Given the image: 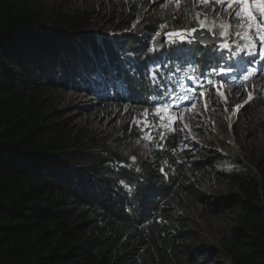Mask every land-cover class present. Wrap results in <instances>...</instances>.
<instances>
[{
  "label": "trees",
  "instance_id": "trees-1",
  "mask_svg": "<svg viewBox=\"0 0 264 264\" xmlns=\"http://www.w3.org/2000/svg\"><path fill=\"white\" fill-rule=\"evenodd\" d=\"M113 1L112 11L54 8L48 17L37 0H0V264H217L219 254L264 264V153L254 174L244 153L183 143L177 133L132 162L141 134L134 110L119 112L109 77L96 82L89 72L114 69L128 87L137 81L131 69L149 72V55L160 58L153 34L195 25L183 10L172 20L171 5L157 16L149 0ZM62 88L97 115L115 108L117 125L102 131L66 117ZM261 94L243 108L250 121ZM127 97L150 110L138 94ZM211 183L234 194L210 196ZM214 223L217 249L208 253L193 227Z\"/></svg>",
  "mask_w": 264,
  "mask_h": 264
},
{
  "label": "rangeland",
  "instance_id": "rangeland-1",
  "mask_svg": "<svg viewBox=\"0 0 264 264\" xmlns=\"http://www.w3.org/2000/svg\"><path fill=\"white\" fill-rule=\"evenodd\" d=\"M37 1L43 5L44 12L48 17L51 16L54 8L59 9L63 14L66 15L83 10L112 11L114 8L118 9L117 2L113 0ZM149 1L150 3L146 5L148 7L150 5L149 9L152 13L150 15H162L169 9H165L163 7V3L166 2V0ZM235 41V37H233L228 42L234 47ZM174 50L182 57H185V60L191 58L196 62L195 64H192L190 67H187L180 72H186L184 85L180 87V91L184 97L188 96L189 99L186 100L181 96L179 100L180 103L174 104V102H176L175 96L173 97V101L170 104L177 106L172 108V111L177 113L183 111L184 109L190 108L193 103L196 104V108L193 109L192 112L185 114L184 123L179 121L176 123V131L174 133H178L177 135L184 138L185 141L183 143H189L190 145L195 144L201 145L203 147H210V145L214 143L218 148L222 147L223 150L220 148L219 150L221 152L224 151L223 153L227 155H234L236 152H242L244 153L242 154V159L244 162H246V166L250 168V172L257 174V161L264 153V88H262L261 91H258L256 87H254V83L259 79L264 80V74L256 78L251 84H248L242 89L230 90L229 92L226 88V103L224 100H221L220 97L215 95V89L212 88L213 90L208 93V110L205 111L204 103L198 94L197 86L199 83L196 82L198 77L193 76L196 77L195 82H193L192 79H189V77L193 75L192 73L198 74L201 72V70H203L202 66L204 61L197 59L196 46H193L192 43L188 42H177L174 44L166 43L164 49L161 52H168L170 54L173 53ZM228 50L229 49L222 48L219 51H215L214 56L209 55L206 57L205 63H207V66L214 63L218 64L221 61V57H223ZM245 55L246 54L242 53L239 56ZM162 62L164 63L165 60L161 61L156 57H149V68L151 69V72L155 67L161 66L160 64H163ZM224 63L227 64V61L225 60ZM174 69H176V66ZM176 77L177 76L175 75V72H172L168 82L162 87H157L156 97L154 100L149 102L151 105L149 108L150 113L154 111L155 107L167 104L169 98L166 101H162V96L165 90H170L173 88ZM219 83L220 82H217L216 84ZM207 88L209 89V86H207ZM153 89L155 92L156 87ZM185 89H187V92H185ZM193 89L195 91H192ZM246 89L251 90L256 99L259 97V92L260 94L262 93L260 99L262 101V108H259V110L255 112L253 118L254 121H250V117H246V115L243 113V108L248 104H244V106L241 107L239 111H234L236 105L243 104V100L246 99ZM57 97L58 98L56 99V102L58 103V109H60V111H62L66 117H72L80 125H84L85 127L93 125L94 127H98L99 130L111 131L118 123L117 112L113 110L115 108L108 107L109 113L104 112V114L97 115L88 109L91 105V102L73 90L71 91L69 89L62 88L59 94H57ZM140 99L147 100L145 97H141ZM125 106H128L129 110H134L135 116L137 117H139V114L143 112L139 108H134L127 103L119 104V107H121L119 112L123 113ZM225 108H227V111ZM149 119H155V117L150 116ZM185 123L187 124V127H185ZM181 128L184 130L180 131ZM170 133H172V131L167 132L166 135ZM154 135H156V133H154ZM145 143V141H141L139 144H134L133 154L136 157V160L141 159L142 155L150 151L151 144H149L148 147H145ZM207 192L210 196L216 195L218 197H229L230 195L234 194V192L224 190L212 183L207 185ZM227 215V217H231L232 213L228 212ZM193 228L194 230H197L199 236L202 237L208 253H211V251L217 249L215 248L217 239L216 235L219 231V225L217 223H214L212 226H207L205 229H200L198 226ZM216 260L217 264H231L230 260L227 259L223 254L217 255Z\"/></svg>",
  "mask_w": 264,
  "mask_h": 264
},
{
  "label": "snow or ice",
  "instance_id": "snow-or-ice-1",
  "mask_svg": "<svg viewBox=\"0 0 264 264\" xmlns=\"http://www.w3.org/2000/svg\"><path fill=\"white\" fill-rule=\"evenodd\" d=\"M181 4L182 0H166L163 7L168 9L170 5L172 6V20L181 18L178 14L183 10V19L190 20L195 26L188 27L186 24H181L171 31L163 33L157 31L153 38L154 44L160 42L162 34L165 43L174 44L177 42L202 41V33L206 32L212 34L215 39L223 40L224 42L220 47L233 51L237 56L243 53L252 57L258 56L261 60H264V0H192L191 4L185 2L183 9H181ZM167 27L166 23L159 26L161 30ZM233 37L238 41L234 44V47L228 42ZM219 71L222 76L226 74L223 68ZM189 79H192L193 82L196 81V77H189ZM200 87H203V85H200ZM212 87L215 89V95L226 103V85L221 82L213 84ZM228 91L230 92V89ZM246 92L247 96L243 100V104L236 105L234 111H239L244 104H250L254 101L253 92L249 89H246ZM199 97L204 103L205 111H207L208 91H201ZM173 107L177 106L164 104L155 107L151 113L148 109H144L139 117L133 116L130 124L139 128L141 133L136 143L139 144L141 141H145L144 146L148 147L149 144L156 141H163L167 132L176 131L175 125L178 121L184 123L185 114L192 112L196 108V104L193 103L190 108L179 113L173 112ZM225 110L227 111V108ZM128 111V106H125L124 112L127 113ZM150 116L155 117V119H149ZM185 127H187L186 123ZM183 130V128L180 129V131ZM155 146L161 150L163 149L161 143H156ZM131 160L135 163L136 157H131Z\"/></svg>",
  "mask_w": 264,
  "mask_h": 264
},
{
  "label": "water",
  "instance_id": "water-1",
  "mask_svg": "<svg viewBox=\"0 0 264 264\" xmlns=\"http://www.w3.org/2000/svg\"><path fill=\"white\" fill-rule=\"evenodd\" d=\"M164 45H165L164 37H161L160 42L156 44V49L161 50V49H163Z\"/></svg>",
  "mask_w": 264,
  "mask_h": 264
}]
</instances>
